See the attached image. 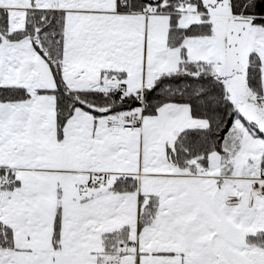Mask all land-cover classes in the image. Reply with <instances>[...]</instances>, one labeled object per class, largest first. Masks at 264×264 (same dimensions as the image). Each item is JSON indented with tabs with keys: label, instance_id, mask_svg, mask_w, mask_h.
I'll use <instances>...</instances> for the list:
<instances>
[{
	"label": "snow or ice",
	"instance_id": "snow-or-ice-1",
	"mask_svg": "<svg viewBox=\"0 0 264 264\" xmlns=\"http://www.w3.org/2000/svg\"><path fill=\"white\" fill-rule=\"evenodd\" d=\"M0 264H264V0H0Z\"/></svg>",
	"mask_w": 264,
	"mask_h": 264
}]
</instances>
